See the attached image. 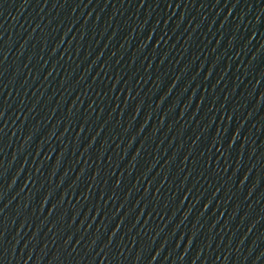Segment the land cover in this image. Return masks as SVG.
Returning <instances> with one entry per match:
<instances>
[{
	"label": "water",
	"instance_id": "1",
	"mask_svg": "<svg viewBox=\"0 0 264 264\" xmlns=\"http://www.w3.org/2000/svg\"><path fill=\"white\" fill-rule=\"evenodd\" d=\"M0 108V264H264V0H0Z\"/></svg>",
	"mask_w": 264,
	"mask_h": 264
},
{
	"label": "snow or ice",
	"instance_id": "2",
	"mask_svg": "<svg viewBox=\"0 0 264 264\" xmlns=\"http://www.w3.org/2000/svg\"><path fill=\"white\" fill-rule=\"evenodd\" d=\"M45 2H47V0H45ZM226 2V0H225ZM139 3L141 5H143L145 3V0H139ZM169 6H171V0H169ZM177 6H179V4H177ZM4 115V111H3V108H0V117H2ZM0 130H2V126H0ZM205 207H207V205H205ZM0 211H2V209H0ZM0 223H2V221H0ZM3 233L0 232V236H2ZM111 241V236L109 237V242ZM0 255H3V252L0 251ZM153 259H155V257H153Z\"/></svg>",
	"mask_w": 264,
	"mask_h": 264
}]
</instances>
